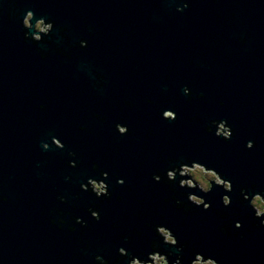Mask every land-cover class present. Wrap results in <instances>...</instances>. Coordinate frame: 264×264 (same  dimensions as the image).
<instances>
[{"label": "water", "instance_id": "obj_1", "mask_svg": "<svg viewBox=\"0 0 264 264\" xmlns=\"http://www.w3.org/2000/svg\"><path fill=\"white\" fill-rule=\"evenodd\" d=\"M14 3L16 11L32 10L65 27L66 37L54 30L52 38L70 57L41 45L47 53L41 59L17 17H8L7 0H0V196L7 197L0 203V264H92L98 252L114 259L118 247L148 251L151 223L166 224L221 264H264V228L242 219L244 239L220 232L221 188L207 194L208 210L193 215L165 202L171 193L151 178L166 167L162 160L199 159L233 180L232 206L223 209L228 218L237 210L249 216L236 197L242 185L264 189V0H188L183 13L175 10L182 0ZM80 39L88 40L86 48L77 47ZM169 108L175 121L161 116ZM214 119L231 124L230 141L206 131ZM118 123L129 134L120 135ZM52 136L64 149L41 148ZM250 139L255 146L248 150ZM70 151L75 169L68 167ZM117 170L124 185L112 178ZM101 171L109 173V200L80 189ZM93 204L100 221L86 214ZM50 208L83 217L88 229H57ZM122 233L131 238L127 243Z\"/></svg>", "mask_w": 264, "mask_h": 264}, {"label": "clouds", "instance_id": "obj_2", "mask_svg": "<svg viewBox=\"0 0 264 264\" xmlns=\"http://www.w3.org/2000/svg\"><path fill=\"white\" fill-rule=\"evenodd\" d=\"M10 8L8 10V17H17L21 27L24 29L23 38L30 41L36 50L40 53L41 59H45L47 53L41 49V45H51L58 53L63 54L65 57H70L69 52H64L62 47L56 46L54 38H52L53 31H58L61 37H66L67 29L63 26L56 28V21L51 17L41 15L36 17L32 10L16 11V4L14 0H7ZM189 7L188 0H182V3L177 4L175 10L177 13H183ZM3 8L0 7V15H3ZM22 15V19H19ZM34 21V22H33ZM91 34V33H90ZM242 43H247L246 40ZM88 46V40L80 39L77 47L84 49ZM101 77V82H102ZM101 84H96L94 87H100ZM183 94L189 99L192 98V91L188 86H184ZM200 97L203 93L199 94ZM151 103V101H148ZM223 102H221V105ZM41 108L44 106L41 104ZM161 116L166 121H175L177 114L172 109H165L162 111ZM97 118H99L97 116ZM116 131L120 135L129 134L130 129L125 124H116ZM81 130L84 126L81 125ZM208 133H214L215 137L228 142L232 139L234 132L231 124L226 119H214L206 126ZM41 148L45 151L49 150L52 146L57 149H64L65 145L61 139L52 136L51 144L41 142ZM255 146L254 140H248L245 148L251 150ZM68 167L77 168L76 153L68 152ZM162 164H166L164 168H157L152 173V180L156 183L162 184L167 187L171 195L165 198V202L169 200L173 202L172 206L176 209L183 210L186 214L192 212L195 215V209L202 208L208 210L212 205L210 201L206 200V196L214 187L221 188L222 194L220 201L222 208H217L216 214L218 217L224 218L225 222L220 226V232L227 236H238L244 239V233L238 232L242 227V219H248L252 227L261 229L264 228V189L259 191L255 190L256 185H252L250 191L248 185L239 187V193L236 197L242 207L247 206L251 209L248 217L241 218V213L237 210L232 218H228L227 214L223 211L224 208L232 206L231 193L233 192V180L227 177L223 172L217 168L209 166L207 163L199 159H194L190 156L181 158H169L162 160ZM99 169L98 163L92 164V170L95 172ZM108 171L99 172L98 176H89L86 182L80 183L81 191L93 194L97 199L109 200L111 199L112 192L110 190ZM113 179L119 185H124L126 178L117 170L113 174ZM70 176H65L64 180L69 181ZM56 199L62 204H67L68 200L64 195H57ZM73 199H78L77 194H73ZM6 196H0V203L6 202ZM72 209H76V205H72ZM50 223L54 224L57 229L63 231L64 226L67 225L69 232H76L77 227L87 230L88 222L81 216L72 215V211L65 212L60 208H50L48 210ZM86 214L95 221L101 220V210L95 204L86 209ZM65 215L70 217L72 223L64 219ZM155 234V239L150 241L148 251H140L137 253H130L125 247H118L116 249V256L114 259L110 258L107 253H96L92 257V264H221L219 259L211 255H206L202 251H198L195 247L189 246L187 241L180 240L172 228L164 223H151L147 225ZM137 235H142L139 231ZM120 239L127 243L131 238L122 233ZM187 253V255L185 254Z\"/></svg>", "mask_w": 264, "mask_h": 264}]
</instances>
